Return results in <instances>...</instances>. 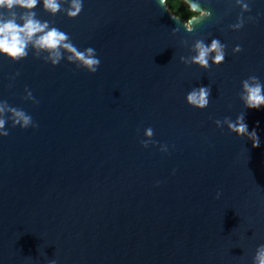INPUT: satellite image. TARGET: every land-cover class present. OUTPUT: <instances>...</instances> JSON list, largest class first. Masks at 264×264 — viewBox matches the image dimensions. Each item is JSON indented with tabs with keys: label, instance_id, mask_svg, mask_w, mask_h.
<instances>
[{
	"label": "water",
	"instance_id": "water-1",
	"mask_svg": "<svg viewBox=\"0 0 264 264\" xmlns=\"http://www.w3.org/2000/svg\"><path fill=\"white\" fill-rule=\"evenodd\" d=\"M184 1L198 13L187 21L167 0H83L76 19L40 0L39 20L95 49V74L31 49L18 62L0 55V101L38 125L9 122L0 137V264H253L264 244V106L245 108L240 93L250 75L264 83V0H246L240 31L235 0ZM212 39L227 46L223 64L181 62ZM208 86V108L188 105ZM241 114L258 147L215 124ZM149 127L158 143L144 148Z\"/></svg>",
	"mask_w": 264,
	"mask_h": 264
},
{
	"label": "clouds",
	"instance_id": "clouds-1",
	"mask_svg": "<svg viewBox=\"0 0 264 264\" xmlns=\"http://www.w3.org/2000/svg\"><path fill=\"white\" fill-rule=\"evenodd\" d=\"M39 3L40 0H0V55L18 62L25 59L31 49L36 58H43L45 63H50L54 67L59 65L62 60H67L77 69H84L95 74L101 63L95 49L92 47L84 50L78 49L68 34L51 26L47 21L39 20L34 11ZM65 3L69 5L67 8L62 7V4ZM235 3L241 9V14L238 16L237 22L230 25V28L233 31H240L245 24L243 14L251 12V7L246 0H235ZM196 6L200 8L199 4ZM17 9L21 11L18 12ZM43 10L52 16L64 12L69 19H76L83 11V0H43ZM5 11L8 13L7 16L4 15ZM204 14L206 18H210L212 15L209 11H204ZM254 19V17H248L249 21ZM226 47L219 39H212L210 45L204 40H196L191 48L193 55L182 56L180 59L185 65H196L207 71L213 64L220 66L224 63ZM233 51L240 53L242 47L237 45ZM25 92L24 99L26 101L38 103L30 90L26 88ZM210 97L211 86L199 87L193 88L187 94L186 100L191 107L204 110L209 106ZM240 100L247 109H259L264 106V83L256 75H250L242 81ZM9 122L12 128L19 127L26 130L30 127H38L32 116L23 109L14 107L7 101H0V137L9 136V130L6 128ZM215 124L221 129L226 124L230 132L239 137L247 136L253 142L254 147L259 146L257 134L254 130L249 132L243 114L239 115L235 121L226 117L223 120H216ZM144 135L146 139L140 141L144 148H148L150 144L155 146L158 143L153 141L154 131L152 128H147ZM160 150L167 153L168 146L161 145ZM219 195L218 193L217 198ZM253 264H264V244L256 249Z\"/></svg>",
	"mask_w": 264,
	"mask_h": 264
},
{
	"label": "trees",
	"instance_id": "trees-1",
	"mask_svg": "<svg viewBox=\"0 0 264 264\" xmlns=\"http://www.w3.org/2000/svg\"><path fill=\"white\" fill-rule=\"evenodd\" d=\"M167 5L173 13L186 21L191 17L198 15L184 0H167Z\"/></svg>",
	"mask_w": 264,
	"mask_h": 264
}]
</instances>
